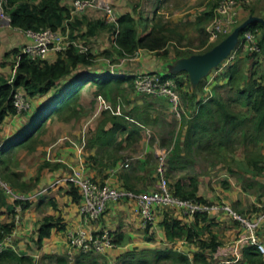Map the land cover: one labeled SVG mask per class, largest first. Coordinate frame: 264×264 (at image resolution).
<instances>
[{
	"label": "crops",
	"instance_id": "crops-1",
	"mask_svg": "<svg viewBox=\"0 0 264 264\" xmlns=\"http://www.w3.org/2000/svg\"><path fill=\"white\" fill-rule=\"evenodd\" d=\"M111 1L117 17L128 12H122L127 8V0ZM73 17L71 16L66 23L78 19L82 24L77 29L78 31L74 30V32L67 23L62 32L65 42L87 46L89 52L95 55L94 63L101 54L103 67L99 69L98 73L109 71L107 60L119 61L114 63L119 66L118 74L132 77L144 72L167 71L169 65L174 63V56L170 59H163L151 51L142 49L138 50L132 58L121 57L117 49L113 47L112 32L108 30L96 31L87 37L80 38V34L88 32L89 25H93L98 20L106 22L107 17L102 10L91 9L75 19ZM106 24L108 23L106 22ZM29 43L30 40L24 32L0 21V77L10 82L13 81L20 55L23 54L24 47ZM15 49H18L19 53L14 52ZM105 52H110V54H105ZM57 54L51 52L47 61L54 62ZM105 56L108 57L104 59ZM113 57L116 58L113 60ZM8 74L11 76L10 78L6 76ZM165 74L167 75V72ZM179 77L186 81L185 74H180ZM71 80H73L72 77L65 79L62 83ZM53 92L55 89L47 95L38 96L32 100L33 111L49 102ZM24 123L21 117L8 118L2 126L3 140L6 141L13 137ZM84 149L85 144H81V147L65 150L66 152H62L61 156L56 157L55 153L49 155L41 160L43 167L39 168L36 174L32 172L27 176H22L23 179L20 182L27 185L26 189L21 190L19 187H15L14 190L31 199L25 202L27 207L22 211L20 224L16 225L11 234L12 246L8 251H13L24 260L19 261L6 255L0 258V264H142L143 260H149V264H159L163 262V259L154 262L156 252H166L171 249L186 256L189 259V264H199L194 259V254L201 252L197 241L196 243L195 241L190 242L183 238L170 242L166 239L165 231L161 226V222L166 216L179 219L187 226H194L201 233L199 240L210 242L213 236L217 237L216 242L220 244L218 249L215 252H203L212 264H244L242 250L245 246L250 245L246 240V233L223 210L206 215V221H202L201 218L184 216L173 207H157L155 222L145 229L141 227V217L136 201L124 199L110 202L101 219L87 226L79 211L80 199L77 202L70 193L71 185L61 181L75 170L81 169L85 176L100 184H108L116 188H126L128 184L132 190L138 193L153 191L159 180L157 172L148 166L150 162L148 153L142 160L138 158V166L127 170L124 169L121 162H116L110 167L108 161H96L93 159V155L90 157L92 152L88 158L87 153L83 155ZM12 150L0 155L1 165ZM154 155L156 158V154ZM16 174L18 171L14 167L11 170V167L5 166L0 170V177L3 175L12 177ZM125 176L127 180L124 178ZM37 178L39 179L37 180ZM58 181L61 182L58 183ZM210 190L201 182L199 196L206 201L217 200L229 204L235 210L247 214L246 216L251 218L259 215L262 210L264 194L261 192L264 189L261 192L258 190L255 192L241 185L231 184L220 190L219 193L217 192L218 194ZM7 198L9 204H12L10 197ZM47 217L59 219V222H54L55 226L50 230L49 235L41 238V225ZM11 221L12 214H10L8 206H0V225ZM86 228L94 235L109 233L114 240L115 247L99 255H84L73 251L74 260H71V248L66 239L67 233ZM258 236L259 241L264 245V219L259 226Z\"/></svg>",
	"mask_w": 264,
	"mask_h": 264
},
{
	"label": "trees",
	"instance_id": "trees-1",
	"mask_svg": "<svg viewBox=\"0 0 264 264\" xmlns=\"http://www.w3.org/2000/svg\"><path fill=\"white\" fill-rule=\"evenodd\" d=\"M8 4L6 11L11 18V27L23 31H39L51 28L62 34L67 23L73 31H78L77 29L82 24L78 19L74 20V22L66 23L72 16V6L69 0H8ZM138 5L135 4L133 6V12L120 15L115 24L108 25L104 20L94 22L93 25H89L87 33L80 34V38L87 37L96 31L108 30L112 32L113 47L117 49L121 57L132 58L138 50L142 49L151 51L163 59L169 58L168 52L165 50L169 38L165 34L159 30L146 31L144 33L139 31V22L135 16ZM215 7L216 4L214 9ZM214 9L205 15L207 20H212ZM82 14L84 13L73 15V18L75 19ZM251 16H255V13H251ZM260 17L264 19V16ZM256 30L262 33L258 39L260 52L256 53L246 50L248 58H253L260 54L264 55V27L262 24H252L244 32H255ZM215 46L211 45L207 50L198 52L197 54H203ZM14 52L19 53V50L15 49ZM105 54L109 55L110 52H105ZM193 55L195 53L175 49L173 62ZM94 59L95 55L93 53L89 51L81 53L73 44L69 45L63 52L58 53L56 60L52 63L47 60L42 62L32 61L24 54L20 55L17 72L13 81L10 82L0 77V155L9 152L13 148H23L26 144H29L51 116L60 114L71 108L73 99L75 100L79 97L84 85L88 83L95 84L98 92L105 99H115L117 94L123 92V83H132V76L118 73L113 74L110 71L84 74L82 70L90 69L94 66ZM237 62L229 65L224 73V77L234 91L233 95H230L225 100L222 95L219 93L213 94L212 91V94L206 99H197V110L194 117L188 121V124H185L182 136L176 141L167 156L166 163L172 172L184 171L195 163L192 156L193 151L199 154L202 150H206V148L230 149L239 140H242L245 145L264 141V73L258 75V72L254 71L248 78H244L245 76L241 74V69ZM180 74L174 75V77L177 79L178 86L182 88V85L186 81L180 79ZM183 74L187 76L186 80L190 82L188 74ZM162 76L165 78L170 77L169 74ZM70 77L73 80L64 84L62 83ZM174 77L171 76L170 78ZM202 82L199 84L198 89L202 90ZM19 89L27 94L30 102L38 96L49 94L53 89H55V92H53L49 102L34 110L28 124L24 123L13 137L5 141L2 137V126L8 118H12L15 115L13 93ZM236 106L248 111L250 110L252 116H246L242 111H235L234 107ZM111 121H113L111 128L107 129L106 123H103L99 127L96 137L91 141L92 145L113 146L117 142V134H127L131 138L138 133L136 127L129 129L125 121L121 122L122 120L119 121L116 117H113ZM206 138L211 139L213 143L206 145L204 143ZM250 163L259 171L263 169L257 161H250ZM15 176L3 175L1 177L7 180L14 188L26 189L27 185L21 184ZM157 177L158 179L160 177L158 172ZM167 177L172 180L169 184L176 196L185 200L195 199L200 202H207L203 197L199 196L200 179L194 176H187V179H174L171 173H167ZM124 178L127 180L126 176ZM67 184L71 185L70 193L78 202L80 199L78 187L72 183ZM127 186L125 189L134 191L130 185L127 184ZM7 197L9 196L0 187V206H8L10 214L15 215V210L18 206H21L22 210L27 207V203L15 202L11 197L12 204H9ZM196 217L201 218L202 221H206V215H197ZM54 222H59V219L53 217L45 219L41 225V238L49 235L50 230L55 226ZM161 226L165 231L166 239L170 242L183 238L190 242L195 241L196 243L197 241L201 252L194 254L195 262L199 264H212L203 252H215L218 249L220 244L216 242V236H213L210 242L199 240L201 233L194 226H187L183 224V221L168 216L163 219ZM15 227L14 216H12L10 223L1 224L0 241L6 236L11 235ZM8 250L4 251L0 255V258L9 255L11 258H16L19 261L24 260L23 257H19L13 251ZM242 254L244 264H264V253H262L257 245L250 244L245 246ZM154 259V262L163 259V261L172 260L175 263L189 264V259L174 249L167 250L166 252L157 251ZM143 263L149 264V260H143Z\"/></svg>",
	"mask_w": 264,
	"mask_h": 264
},
{
	"label": "rangeland",
	"instance_id": "rangeland-1",
	"mask_svg": "<svg viewBox=\"0 0 264 264\" xmlns=\"http://www.w3.org/2000/svg\"><path fill=\"white\" fill-rule=\"evenodd\" d=\"M217 2L218 0H127V8L122 12H133V6L139 4L135 13L139 22V31L144 33L159 30L165 34L169 38L165 50L170 59L174 56L175 49L195 54L207 50L209 47L207 28L211 20H207L205 15L212 12ZM251 13H255L258 17L264 16V0H240L239 25L248 20ZM241 36L243 37V33ZM247 55L246 50H240L232 63L224 65L225 62L214 69L203 80L202 90L198 87L194 88L191 82L186 80L182 88L179 87L180 105L177 110L166 98L136 92L131 82L122 84L123 92L117 94L115 99H105L100 95L95 84L88 83L80 91L79 97L73 99L71 108L51 116L25 147L12 150L11 154H8L5 160L3 159L5 162L2 165L0 163V170L5 166L11 167V170L14 167L18 171L15 177L20 182L23 179L22 176L32 172L36 174L38 169L43 167L41 163L43 158L54 153L58 157L67 149L85 144L83 155L87 153L88 158L93 155V159L98 162L108 161L110 167L116 162H121L127 170L138 166V158L142 160L148 153L150 156L148 166L157 172L160 167L157 154L164 150L170 153L176 141L182 136L185 124L194 117L197 99H206L212 91L213 94L222 95L225 100L233 95L234 91L224 77L229 65L235 64L238 60L237 63L244 78H248L254 71L258 72V75L264 73V55L260 54L253 58H248ZM107 57L105 56L104 59ZM102 58L100 54L94 66L82 70L84 74L98 72L103 67ZM117 62L119 61H113V63ZM165 72L170 77H174L169 73V69L157 71L160 75H164ZM6 76L11 77L9 74ZM173 79L177 80L176 77ZM31 105L33 107L32 100ZM234 109L242 111L246 116H252L250 110L238 106ZM33 113L32 108L20 117L28 124ZM113 117L119 121L122 120L121 122L125 121L129 129L136 127L137 135L129 138L127 134L119 133L116 137L117 142L113 146L92 145L91 141L96 137L99 127L106 123V128H111ZM63 138L66 139L61 140ZM204 143L211 145L213 142L206 138ZM90 152L92 153L89 157ZM192 156L195 163L181 172H172L166 163L163 166L166 178L168 179L167 173H171L174 179H187V176H194L214 193H219L231 184L241 185L250 191L261 192L264 189V141L245 145L242 140H239L230 149L206 148L199 154L193 151ZM250 161H257L263 169L257 170ZM126 162L130 164L128 168L125 167ZM0 178L12 187L7 180ZM168 180L169 183L172 182L171 178ZM261 193L264 194V191ZM159 264L174 263L168 260Z\"/></svg>",
	"mask_w": 264,
	"mask_h": 264
},
{
	"label": "built area",
	"instance_id": "built-area-1",
	"mask_svg": "<svg viewBox=\"0 0 264 264\" xmlns=\"http://www.w3.org/2000/svg\"><path fill=\"white\" fill-rule=\"evenodd\" d=\"M72 6V16L85 13L88 10H102L105 12L108 24L117 23V16L113 11L111 0H69ZM8 0H0V21L11 26V18L7 13ZM240 0H218L214 9V15L207 28L208 46L214 45L229 36L239 25ZM20 30V29H19ZM29 38L30 43L24 47L23 54L32 61H45L51 52L60 53L67 49L70 43L65 42V37L51 28L39 31H23ZM259 30L255 32H244L240 36L239 43L231 55L222 63L227 65L236 60L240 50L260 52L258 44ZM79 52L86 53L89 48L84 44H73ZM109 71L117 74L118 65L111 60H107ZM132 84L136 92L148 96L166 98L177 110L180 105L179 86L175 79L163 77L158 73L144 72L133 77ZM13 104L15 108L14 118L28 113L32 109L30 99L21 89L13 93ZM168 151L164 150L157 154L160 167L158 173L159 181L155 189L151 192L136 193L125 188H116L108 184H100L92 178L85 176L81 169L75 170L70 176L61 181L72 183L79 189L80 203L79 211L84 223L89 226L98 222L106 212L108 204L124 199L136 201L138 212L141 217V227L148 228L156 220L155 209L157 207H173L179 210L184 216L196 217L197 215H209L213 212L223 210L229 214L231 219L238 223L246 233V240L249 244L257 245L264 253V245L259 241L258 229L264 219V203L259 215L251 218L235 210L231 205L219 201L200 202L195 199H181L176 196L165 176L163 166L166 164ZM130 166L129 162L125 167ZM61 181H58L60 183ZM0 187L13 201L27 202L29 198L25 194L17 193L8 183L0 178ZM21 206L16 207L14 215L15 225H19L21 217ZM12 235L6 236L0 241V255L9 249ZM66 239L71 248L70 259L73 258V251L84 255H99L115 247L113 238L109 233L94 235L86 229L72 230L67 233Z\"/></svg>",
	"mask_w": 264,
	"mask_h": 264
},
{
	"label": "water",
	"instance_id": "water-1",
	"mask_svg": "<svg viewBox=\"0 0 264 264\" xmlns=\"http://www.w3.org/2000/svg\"><path fill=\"white\" fill-rule=\"evenodd\" d=\"M255 23H260L264 27L263 18L251 16L211 50L203 54H195L187 58L178 59L173 64L169 65V73L173 75L187 73L192 86L194 88L198 87L214 69L218 68L226 61L237 47L240 36L244 30Z\"/></svg>",
	"mask_w": 264,
	"mask_h": 264
}]
</instances>
